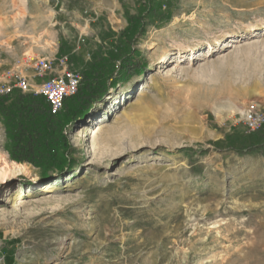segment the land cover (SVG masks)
I'll return each instance as SVG.
<instances>
[{
	"label": "rangeland",
	"instance_id": "rangeland-1",
	"mask_svg": "<svg viewBox=\"0 0 264 264\" xmlns=\"http://www.w3.org/2000/svg\"><path fill=\"white\" fill-rule=\"evenodd\" d=\"M162 1L170 20L147 17L134 45L148 70L69 126L71 168L44 177L25 162L29 171L0 182V264H264V152L214 145L257 131L245 126L250 105L264 111V0ZM146 5L0 0V72L46 57L44 78L61 75L63 43L82 74L109 47L104 32L120 33ZM107 110L91 156L85 137L74 138Z\"/></svg>",
	"mask_w": 264,
	"mask_h": 264
},
{
	"label": "trees",
	"instance_id": "trees-1",
	"mask_svg": "<svg viewBox=\"0 0 264 264\" xmlns=\"http://www.w3.org/2000/svg\"><path fill=\"white\" fill-rule=\"evenodd\" d=\"M163 4L162 0H147L139 15L128 17L126 29L118 34L104 32L109 47L101 43L93 51L91 61L82 70L77 93L64 99L60 111L53 113L42 94L25 93L17 88L0 94V121L5 128V147L10 159L40 167L44 177L60 175L71 168L74 148L68 136L69 126L88 116L120 81L141 76L148 70L142 52L134 45L146 32L147 17L170 20L171 11L163 10ZM65 55L70 63H75L71 48L62 43L58 56ZM214 145L241 156L264 152V127L251 134L229 135L225 143L217 141Z\"/></svg>",
	"mask_w": 264,
	"mask_h": 264
},
{
	"label": "built area",
	"instance_id": "built-area-1",
	"mask_svg": "<svg viewBox=\"0 0 264 264\" xmlns=\"http://www.w3.org/2000/svg\"><path fill=\"white\" fill-rule=\"evenodd\" d=\"M58 60L61 65L65 66L63 74L44 78L42 82L33 87L29 82V77L22 73L21 64H28L32 67L35 76L45 77L52 71L54 59L27 57L17 60L10 68L0 72V94H6L14 88L25 93L42 94L49 101L53 113L60 111L63 108L64 99L77 93L82 74L69 67L67 56H62ZM244 121L247 131L258 130L264 125V111L259 105L252 104L245 110Z\"/></svg>",
	"mask_w": 264,
	"mask_h": 264
},
{
	"label": "bare ground",
	"instance_id": "bare-ground-1",
	"mask_svg": "<svg viewBox=\"0 0 264 264\" xmlns=\"http://www.w3.org/2000/svg\"><path fill=\"white\" fill-rule=\"evenodd\" d=\"M236 42H233L232 44H230V46L236 47L237 45L234 44ZM163 60H164V62H166L167 57H164ZM144 93H145V85H143L141 88H139L137 90V92H136L137 99L142 97L144 95ZM130 101H132V100H130ZM130 101L125 102L124 104L126 105L127 103H129L128 106H130L133 104V102H130ZM109 121H110L109 110H107L104 113V115H101V117L98 119V121L96 123H94V126H92L91 128L88 124H82L78 128V132L76 133V136L74 138L75 141H79L80 137H85L84 147H86L88 152L90 153V155L93 156L94 155L93 137L95 134H97L98 132L103 130L108 125ZM29 170H30V166H28L27 164H22V163H18L16 161H12L9 158H7L5 153L0 154V182L5 181L10 176H16L20 173H23V172H26ZM6 195H8V194H6Z\"/></svg>",
	"mask_w": 264,
	"mask_h": 264
},
{
	"label": "crops",
	"instance_id": "crops-1",
	"mask_svg": "<svg viewBox=\"0 0 264 264\" xmlns=\"http://www.w3.org/2000/svg\"><path fill=\"white\" fill-rule=\"evenodd\" d=\"M28 76H29V82L32 85V87L35 86V85H37L38 83L42 82L43 79H44V77H37V76H35V73L34 72L33 73L32 72L31 73H28ZM46 76H48V74ZM47 78H49V77H47Z\"/></svg>",
	"mask_w": 264,
	"mask_h": 264
},
{
	"label": "water",
	"instance_id": "water-1",
	"mask_svg": "<svg viewBox=\"0 0 264 264\" xmlns=\"http://www.w3.org/2000/svg\"><path fill=\"white\" fill-rule=\"evenodd\" d=\"M104 101H105V100H104ZM99 104H100V103H99ZM97 105H98V104H97ZM97 105H96V106H97Z\"/></svg>",
	"mask_w": 264,
	"mask_h": 264
}]
</instances>
